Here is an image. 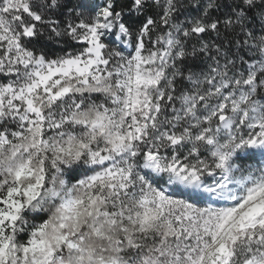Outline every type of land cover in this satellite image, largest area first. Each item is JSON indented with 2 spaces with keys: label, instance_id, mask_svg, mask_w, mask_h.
I'll use <instances>...</instances> for the list:
<instances>
[{
  "label": "snow or ice",
  "instance_id": "1",
  "mask_svg": "<svg viewBox=\"0 0 264 264\" xmlns=\"http://www.w3.org/2000/svg\"><path fill=\"white\" fill-rule=\"evenodd\" d=\"M0 264H264V0H0Z\"/></svg>",
  "mask_w": 264,
  "mask_h": 264
}]
</instances>
